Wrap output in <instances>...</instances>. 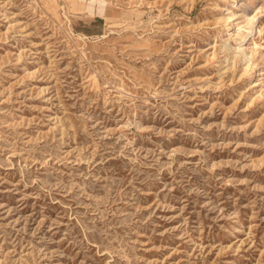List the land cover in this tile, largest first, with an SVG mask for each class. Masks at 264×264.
<instances>
[{"label":"rangeland","instance_id":"obj_1","mask_svg":"<svg viewBox=\"0 0 264 264\" xmlns=\"http://www.w3.org/2000/svg\"><path fill=\"white\" fill-rule=\"evenodd\" d=\"M0 264H264V0H0Z\"/></svg>","mask_w":264,"mask_h":264},{"label":"bare ground","instance_id":"obj_2","mask_svg":"<svg viewBox=\"0 0 264 264\" xmlns=\"http://www.w3.org/2000/svg\"><path fill=\"white\" fill-rule=\"evenodd\" d=\"M249 24L251 25L252 24V21H249ZM254 29V28H253ZM251 33V32H250ZM242 40V39H241ZM225 47V46H224ZM242 56V55H241Z\"/></svg>","mask_w":264,"mask_h":264}]
</instances>
